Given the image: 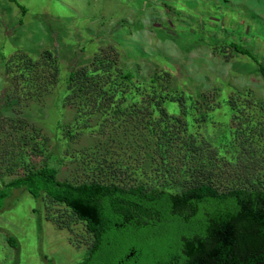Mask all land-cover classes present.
I'll list each match as a JSON object with an SVG mask.
<instances>
[{"label": "trees", "instance_id": "trees-1", "mask_svg": "<svg viewBox=\"0 0 264 264\" xmlns=\"http://www.w3.org/2000/svg\"><path fill=\"white\" fill-rule=\"evenodd\" d=\"M118 59L114 47L100 49L62 82L52 51L35 59L23 53L0 59L4 83L17 99L53 94L55 113L57 107L62 114L63 106L75 112L71 130L58 133L50 150L46 138L28 126L29 144L13 145L16 159L7 167L16 177L1 187L63 206L83 222L91 241L79 264H264V103L248 98L237 104L229 97L227 118L218 121L213 111L219 103L175 91L167 73L141 80ZM259 73L264 78V69ZM241 111L247 115L239 117ZM96 116L103 132L107 120L145 124L140 144H150L130 170L106 154L90 152L91 165L85 154H68L72 137L92 129L80 127L81 120ZM72 161L91 166L95 178L57 181L61 164ZM219 169L228 175L219 176ZM142 172L151 177H119Z\"/></svg>", "mask_w": 264, "mask_h": 264}, {"label": "rangeland", "instance_id": "rangeland-1", "mask_svg": "<svg viewBox=\"0 0 264 264\" xmlns=\"http://www.w3.org/2000/svg\"><path fill=\"white\" fill-rule=\"evenodd\" d=\"M108 46L137 78L167 73L175 91L219 103L220 109L213 111L218 121L227 118L224 100L229 97L237 104L248 98L264 103V78L259 73L264 69V0H0V59L16 53L35 59L52 51L62 82L67 72ZM4 82L0 72V193L6 195L0 203V264H79L91 241L83 222L63 206L43 204L22 189L1 187L2 181L16 177L7 167L16 159L13 145L29 144L24 135L28 126L46 138L50 150L57 135L71 130L75 112L63 106L62 114L57 107L55 113L53 94L38 101L17 99ZM242 114L247 115L241 111L239 117ZM81 121L80 127L92 129L72 137L65 146L68 154H85L90 165L95 159L90 152L106 154L129 170L137 163V153L146 154L144 147L150 143L140 144L146 133L142 120L136 128L107 120L105 132L98 116ZM86 167L64 162L56 180L94 179L91 166ZM218 173L228 175L223 169ZM119 177L136 182L151 176L142 172Z\"/></svg>", "mask_w": 264, "mask_h": 264}]
</instances>
